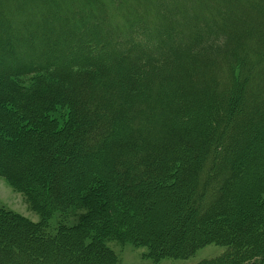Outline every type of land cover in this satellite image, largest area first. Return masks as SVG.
Instances as JSON below:
<instances>
[{"label": "trees", "instance_id": "trees-1", "mask_svg": "<svg viewBox=\"0 0 264 264\" xmlns=\"http://www.w3.org/2000/svg\"><path fill=\"white\" fill-rule=\"evenodd\" d=\"M0 177V264H264V0H0Z\"/></svg>", "mask_w": 264, "mask_h": 264}, {"label": "rangeland", "instance_id": "rangeland-1", "mask_svg": "<svg viewBox=\"0 0 264 264\" xmlns=\"http://www.w3.org/2000/svg\"><path fill=\"white\" fill-rule=\"evenodd\" d=\"M0 209L12 210L34 222L39 220L38 214L29 207L23 193L2 177H0ZM153 216L160 218V211L154 212ZM55 223L56 219H51L50 226L54 227ZM109 246L117 254L119 264H194L204 258L213 257L221 251V247L211 244L199 249L187 259L162 258L155 261L147 256L145 247L120 243H109Z\"/></svg>", "mask_w": 264, "mask_h": 264}]
</instances>
